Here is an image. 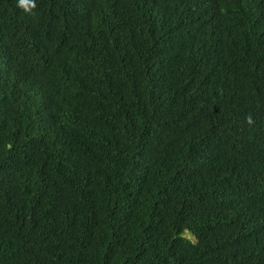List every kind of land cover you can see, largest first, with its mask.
I'll list each match as a JSON object with an SVG mask.
<instances>
[{
    "label": "trees",
    "instance_id": "1",
    "mask_svg": "<svg viewBox=\"0 0 264 264\" xmlns=\"http://www.w3.org/2000/svg\"><path fill=\"white\" fill-rule=\"evenodd\" d=\"M17 3L0 264H264V0Z\"/></svg>",
    "mask_w": 264,
    "mask_h": 264
},
{
    "label": "clouds",
    "instance_id": "2",
    "mask_svg": "<svg viewBox=\"0 0 264 264\" xmlns=\"http://www.w3.org/2000/svg\"><path fill=\"white\" fill-rule=\"evenodd\" d=\"M17 6L22 8L25 13L30 14L36 8L35 0H18ZM247 122L252 123L251 117H248Z\"/></svg>",
    "mask_w": 264,
    "mask_h": 264
}]
</instances>
